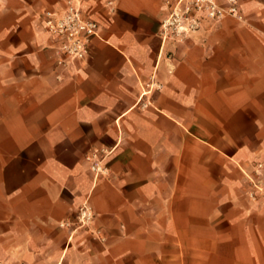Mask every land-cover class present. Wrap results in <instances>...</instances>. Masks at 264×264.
I'll use <instances>...</instances> for the list:
<instances>
[{"label":"crops","instance_id":"crops-1","mask_svg":"<svg viewBox=\"0 0 264 264\" xmlns=\"http://www.w3.org/2000/svg\"><path fill=\"white\" fill-rule=\"evenodd\" d=\"M68 1L0 0V64H26V107L0 114V264H264L242 189L264 163V11L178 40L167 0H73L99 33L64 72L39 14Z\"/></svg>","mask_w":264,"mask_h":264},{"label":"built area","instance_id":"built-area-1","mask_svg":"<svg viewBox=\"0 0 264 264\" xmlns=\"http://www.w3.org/2000/svg\"><path fill=\"white\" fill-rule=\"evenodd\" d=\"M228 16L244 20L239 0H167L163 31L167 36L183 40L191 32L204 27L206 22L218 23ZM39 18L49 33L61 37V64L87 60L91 38L99 33L98 24L88 19L75 1L69 0L62 8L45 10ZM109 153L107 149H94L86 155L96 177L108 175L105 159ZM245 175L251 197L264 199V163H257L253 171ZM93 216L88 204H83L79 209L78 222L89 225Z\"/></svg>","mask_w":264,"mask_h":264},{"label":"rangeland","instance_id":"rangeland-1","mask_svg":"<svg viewBox=\"0 0 264 264\" xmlns=\"http://www.w3.org/2000/svg\"><path fill=\"white\" fill-rule=\"evenodd\" d=\"M239 2H240L241 10L244 14V20L242 21L235 20L233 26L231 27L238 28V29H246L248 27H251L250 25L251 23L248 22L249 18L253 17L254 15H256L257 17L258 15L262 14V12L264 11V4L262 2H259L258 0H239ZM221 21L218 23L208 21L206 22L204 28H206L207 30H211V31L215 30L221 24ZM52 65L53 66L50 69H47L46 71L47 75L51 77L55 76L57 73L55 71L56 64H52ZM63 65L65 69L63 71L66 72L67 70H70V69L66 70V68H69V66L72 65V63L63 64ZM2 72H6L5 75H1ZM0 76H5V77L9 76L15 79V86H11V84H9V87H8L6 86L5 82H3L4 84L0 86V90H1L0 91V114H1V109L9 108V109L17 110V109L23 108L26 105V100L24 101L22 99L23 95H26L24 94L26 93V87L23 84L17 83V82H20L24 77H26V64L19 63V62H16L14 64H9V65L0 64ZM8 88H9V92H7ZM7 119L8 118L4 116L2 117L0 115V126L6 124ZM9 119H13L14 125H18L22 123V121L19 120L21 118H18V117L9 118ZM4 135L5 134H2L0 131V142L4 140L2 139ZM6 153H7V148H0V158L5 156ZM249 187L250 186H249L247 179H244V181L242 182V189L245 191V195H247V197L250 200H252L254 204L264 209V199L261 197H257L256 199L252 198L248 192L250 189Z\"/></svg>","mask_w":264,"mask_h":264},{"label":"trees","instance_id":"trees-1","mask_svg":"<svg viewBox=\"0 0 264 264\" xmlns=\"http://www.w3.org/2000/svg\"><path fill=\"white\" fill-rule=\"evenodd\" d=\"M258 1H260V2L264 3V0H258Z\"/></svg>","mask_w":264,"mask_h":264}]
</instances>
